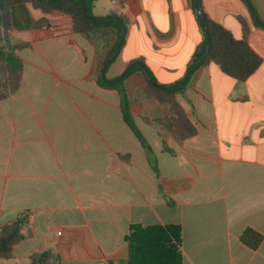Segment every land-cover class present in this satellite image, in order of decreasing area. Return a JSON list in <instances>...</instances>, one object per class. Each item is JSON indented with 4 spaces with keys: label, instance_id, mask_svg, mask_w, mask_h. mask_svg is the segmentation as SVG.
I'll list each match as a JSON object with an SVG mask.
<instances>
[{
    "label": "crops",
    "instance_id": "obj_1",
    "mask_svg": "<svg viewBox=\"0 0 264 264\" xmlns=\"http://www.w3.org/2000/svg\"><path fill=\"white\" fill-rule=\"evenodd\" d=\"M248 2L199 0L235 38L247 28L261 64L243 82L215 64L194 69L175 94L191 137L177 138L142 77L126 78L146 145L124 122L118 92L96 82L103 42L75 33L63 13L15 9L9 38L22 74L0 100V227L20 213L29 225L0 264L44 251L60 264H117L131 225H179L182 264H264V0ZM92 12L128 23L107 81L141 59L158 84H177L203 38L190 0H96ZM246 229L262 236L258 248L240 241Z\"/></svg>",
    "mask_w": 264,
    "mask_h": 264
},
{
    "label": "trees",
    "instance_id": "obj_2",
    "mask_svg": "<svg viewBox=\"0 0 264 264\" xmlns=\"http://www.w3.org/2000/svg\"><path fill=\"white\" fill-rule=\"evenodd\" d=\"M95 1L83 0L85 14L88 19L96 18L92 12ZM190 3L193 5L192 0H190ZM26 4L42 14L57 11L68 15L72 20V29L75 33H80L89 39H100L103 42L98 67L95 71L96 82L102 87L115 89L118 92L122 118L142 144L146 145V142L134 125L124 86L126 78L132 74H138L143 78L146 97L168 105L178 139L184 140L195 134L196 129L175 99V94L182 90L187 83L180 88L165 90L170 86L158 84L141 59L131 63L138 62L141 66H132L124 77L117 82L107 83L102 79L103 64L116 48L121 29L125 31L128 23L124 17L115 12H110L108 19L104 22H92L84 17L80 0H3V9L0 13V100L13 94L20 85L22 62L15 54V49L19 46L11 43L9 31L12 27H17L15 9ZM194 17L203 38L191 57L186 75L194 62L205 51V24L196 12H194ZM205 18L210 38V49L208 55L197 64L195 70L208 64H215L224 74L236 81L243 82L248 79L260 66L261 59L251 50L246 41L247 28H243L240 38H235L224 27L206 16ZM258 23L256 21V24ZM123 44L124 37L121 47ZM116 56L107 64L104 74ZM144 70L150 75V81L147 80ZM28 225V213H20L13 220L0 227V260L12 257L13 247L28 235ZM240 241L251 249H256L262 241V236L251 229H246L241 234ZM125 242L128 245V257L125 260H120L117 264H182V238L179 225H131L125 237ZM60 263V257L51 251L35 253L31 256L30 261V264ZM110 264H113V262Z\"/></svg>",
    "mask_w": 264,
    "mask_h": 264
},
{
    "label": "water",
    "instance_id": "obj_3",
    "mask_svg": "<svg viewBox=\"0 0 264 264\" xmlns=\"http://www.w3.org/2000/svg\"><path fill=\"white\" fill-rule=\"evenodd\" d=\"M193 1V9L194 11L199 15L200 17V20L205 24V27H204V31H205V37H206V42H205V51L204 53L202 54V56H200L195 62L194 64L192 65V67L190 68L189 72L187 73L186 77L180 82V83H177V84H174L172 86H170L169 88H166L165 90H172V89H176V88H180L182 87L189 79V77L191 76V74L193 73L195 67L197 66V64L199 62H201L207 55H208V52H209V49H210V38H209V34H208V26L206 25V18L203 14V12L200 10V4H199V0H192ZM246 4L248 7H250V4L248 2V0H245ZM80 4H81V8H82V13L84 15L85 18L86 17V14H85V10H84V3H83V0H80ZM3 9V0H0V13ZM253 15V14H252ZM254 17V15H253ZM88 19V18H87ZM108 19V16H105V17H102V18H93V19H88L92 22H104L105 20ZM259 25L261 26H264L260 23H258ZM124 34H125V31L124 29H121L120 31V35H119V38L117 40V43H116V48L112 51V53L106 58L104 64H103V68L101 70V75H102V79L105 80L107 83H115L117 82L118 80H120L122 77H124V75L126 74V72L128 71L129 68H131L132 66L136 65V66H141L138 62H135L134 64H131L119 77H117L116 79L112 80V81H107L105 79V75H104V69L106 68L107 64L118 54L120 48H121V42H122V39L124 37ZM144 74L147 78V80L150 81V75L144 70Z\"/></svg>",
    "mask_w": 264,
    "mask_h": 264
},
{
    "label": "built area",
    "instance_id": "obj_4",
    "mask_svg": "<svg viewBox=\"0 0 264 264\" xmlns=\"http://www.w3.org/2000/svg\"><path fill=\"white\" fill-rule=\"evenodd\" d=\"M117 2L116 1H112V4H116Z\"/></svg>",
    "mask_w": 264,
    "mask_h": 264
}]
</instances>
